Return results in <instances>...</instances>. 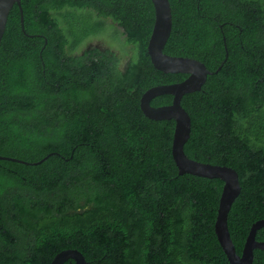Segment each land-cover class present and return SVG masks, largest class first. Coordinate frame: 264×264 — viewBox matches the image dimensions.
Masks as SVG:
<instances>
[{
	"label": "trees",
	"instance_id": "16d2710c",
	"mask_svg": "<svg viewBox=\"0 0 264 264\" xmlns=\"http://www.w3.org/2000/svg\"><path fill=\"white\" fill-rule=\"evenodd\" d=\"M169 2L164 53L212 73L182 99L192 121L184 150L238 173L228 226L242 254L264 220V0ZM21 6L24 31L16 5L0 45V157L27 164L0 160V264H51L70 249L88 264H230L215 234L223 182L180 176L175 122L141 110L149 89L188 77L150 60L152 1ZM254 254L264 264V252Z\"/></svg>",
	"mask_w": 264,
	"mask_h": 264
},
{
	"label": "water",
	"instance_id": "95a60500",
	"mask_svg": "<svg viewBox=\"0 0 264 264\" xmlns=\"http://www.w3.org/2000/svg\"><path fill=\"white\" fill-rule=\"evenodd\" d=\"M151 1L155 10V23L147 47L150 60L154 68L160 72L165 74H184L188 77L180 83L149 89L141 98V110L151 120L175 122L172 156L180 176L188 174L210 180L218 179L223 182L224 185L215 223L217 240L230 264H253L255 251L264 252V242H259L256 239L258 231L264 229V220L257 221L252 225L242 254L237 253L228 226L229 213L241 193L238 173L226 166H217L191 159L184 150L191 136L192 121L189 114L182 107V99L187 94L201 91L208 76L212 75V73L200 61L173 57L164 53L173 28L171 5L169 0ZM21 2L22 0H0V45L6 31L9 15L16 5L20 9L21 24L24 31V15ZM164 95L173 96L172 104L161 107H153L151 105L155 98ZM52 155L50 154L32 165H40ZM0 160L27 164L26 162L5 157H0ZM70 260L74 261L75 264H88L85 256L80 251L71 249L58 253L51 264H65Z\"/></svg>",
	"mask_w": 264,
	"mask_h": 264
},
{
	"label": "rangeland",
	"instance_id": "374dc122",
	"mask_svg": "<svg viewBox=\"0 0 264 264\" xmlns=\"http://www.w3.org/2000/svg\"><path fill=\"white\" fill-rule=\"evenodd\" d=\"M94 44L95 45H104V44H106L107 45V43H105L104 42V40H101V39H97V40H94ZM110 46H112V47H114V48H117V49H119L120 48V45L119 44H117V43H115V42H111L110 41ZM117 51V50H116Z\"/></svg>",
	"mask_w": 264,
	"mask_h": 264
},
{
	"label": "flooded vegetation",
	"instance_id": "af4514ba",
	"mask_svg": "<svg viewBox=\"0 0 264 264\" xmlns=\"http://www.w3.org/2000/svg\"><path fill=\"white\" fill-rule=\"evenodd\" d=\"M93 45V44H92ZM100 46V45H99ZM7 197V196H6ZM10 198V197H9ZM7 201V205L8 204H12L13 206H15V203H9V200H6ZM16 208H17V206H16ZM20 213H22V212H20Z\"/></svg>",
	"mask_w": 264,
	"mask_h": 264
}]
</instances>
